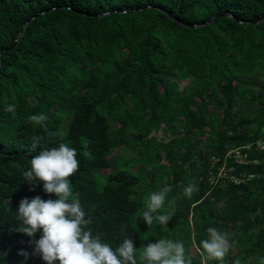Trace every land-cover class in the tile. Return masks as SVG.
Masks as SVG:
<instances>
[{
	"label": "trees",
	"instance_id": "1",
	"mask_svg": "<svg viewBox=\"0 0 264 264\" xmlns=\"http://www.w3.org/2000/svg\"><path fill=\"white\" fill-rule=\"evenodd\" d=\"M34 136L78 150L70 179L87 227L113 248L129 236L138 264L160 238L182 241L192 264H220L200 246L209 227L234 242L224 264H261L264 0H0V264H45L29 243L41 233L13 230L22 198H57L22 176ZM127 144L138 156L105 170ZM165 186L158 214L175 213L149 227L139 216Z\"/></svg>",
	"mask_w": 264,
	"mask_h": 264
},
{
	"label": "clouds",
	"instance_id": "2",
	"mask_svg": "<svg viewBox=\"0 0 264 264\" xmlns=\"http://www.w3.org/2000/svg\"><path fill=\"white\" fill-rule=\"evenodd\" d=\"M5 111L15 116L16 105L9 104ZM48 117L45 114H33L28 122L42 127L47 131ZM39 137H33L30 167L22 176L30 183L43 182V190L47 194H55L56 199H42L39 195L29 199L24 197L19 202L16 219L19 225L14 231L29 237L41 233L39 239L30 240L34 244L32 254L39 255L45 264H138L137 248L134 241L125 237L115 248L102 240V234H93L87 227L90 223L86 218L78 193H74L71 177L80 167L78 150L67 143L56 146L38 148ZM87 145H85V148ZM85 155H88L85 152ZM197 187L193 183L184 189V195L191 198ZM168 186L150 193L145 202V210L139 217L150 227L154 221L166 225L175 213L158 214L165 205ZM174 205V201L169 202ZM126 230V229H124ZM206 260H216L224 264L226 255L234 246L230 243L229 234L217 228H207V238L200 241ZM20 255L28 257L21 250ZM139 264H192L191 257L185 256L182 241L160 238L148 243L140 253ZM235 264H241L236 260ZM264 264V259L261 260Z\"/></svg>",
	"mask_w": 264,
	"mask_h": 264
},
{
	"label": "rangeland",
	"instance_id": "3",
	"mask_svg": "<svg viewBox=\"0 0 264 264\" xmlns=\"http://www.w3.org/2000/svg\"><path fill=\"white\" fill-rule=\"evenodd\" d=\"M186 80H184L182 83H181V86H183L185 84ZM153 133V132H152ZM155 134H157L159 136V138H162L163 137V132H162V128L159 129V130H156L155 131ZM137 145H134V146H130V145H121V147L117 150V151H114L110 154L111 156V161H112V164H111V167H107L105 168V170H109L110 168H114L115 167V164H114V158L116 155H119L118 157V163L121 164L123 162H125L127 160V158H129L130 160L133 161V158H136L138 156V153H134L135 149H136ZM122 153H127V154H122ZM131 154V156L128 155ZM155 159V155L153 152H151L146 160V164H149L151 163V161H153ZM134 166H136V164H134ZM19 200V198H18ZM142 223L146 224L145 221H141ZM192 254H196L197 252V249L195 247V245L193 244L190 248Z\"/></svg>",
	"mask_w": 264,
	"mask_h": 264
},
{
	"label": "built area",
	"instance_id": "4",
	"mask_svg": "<svg viewBox=\"0 0 264 264\" xmlns=\"http://www.w3.org/2000/svg\"><path fill=\"white\" fill-rule=\"evenodd\" d=\"M261 147H264V142H262ZM230 152L240 157L241 160L246 158V153H242L241 150L238 148L231 149Z\"/></svg>",
	"mask_w": 264,
	"mask_h": 264
},
{
	"label": "water",
	"instance_id": "5",
	"mask_svg": "<svg viewBox=\"0 0 264 264\" xmlns=\"http://www.w3.org/2000/svg\"><path fill=\"white\" fill-rule=\"evenodd\" d=\"M221 15H234L233 13L229 12V11H224V12H221L217 15H214L212 16L211 18H209L208 20L204 21V23H208V22H212L214 21L218 16H221ZM240 21H242L241 19H239Z\"/></svg>",
	"mask_w": 264,
	"mask_h": 264
}]
</instances>
